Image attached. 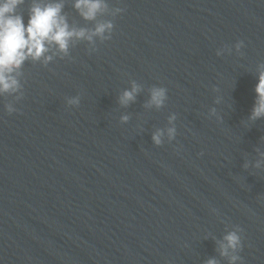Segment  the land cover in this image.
Instances as JSON below:
<instances>
[{"label": "water", "instance_id": "water-1", "mask_svg": "<svg viewBox=\"0 0 264 264\" xmlns=\"http://www.w3.org/2000/svg\"><path fill=\"white\" fill-rule=\"evenodd\" d=\"M56 3L70 29L111 22V38H72L67 53L46 42L10 74L19 89L0 93V177L150 183L264 203V117L250 119L264 0H103L93 20L76 0H23L15 13L27 26L33 5ZM134 83V100L121 104ZM153 87L167 89L161 107L150 104Z\"/></svg>", "mask_w": 264, "mask_h": 264}, {"label": "clouds", "instance_id": "clouds-1", "mask_svg": "<svg viewBox=\"0 0 264 264\" xmlns=\"http://www.w3.org/2000/svg\"><path fill=\"white\" fill-rule=\"evenodd\" d=\"M23 3V0H3L0 2V93L16 92L19 89L18 81L10 75L14 69H18L22 63L32 57L34 60L39 59L47 51L46 42L55 43L61 52L67 53L69 41L72 38L87 39L92 41L93 36H101L106 30L111 32L113 25L111 22L98 24L95 30L89 33L85 29L69 28L64 16L61 15L62 4H49L41 7L33 5L27 26L23 22V17L15 13L16 7ZM80 11V14L88 20L95 19L98 12L107 6L103 0H76L74 5ZM121 11V9H117ZM110 39L111 36L103 37ZM243 41H239L236 45L239 49ZM51 57H46L50 60ZM139 91V87L134 83L131 91H124L120 97L121 104H128L134 100L135 93ZM257 99L252 109L250 119L256 120L264 117V65L261 66L259 72L258 83L255 87ZM167 89L164 87H153L151 89L150 104L161 107L167 98ZM70 105H78L79 98L69 100ZM7 111L11 114L14 109L9 105ZM213 113L215 110H212ZM122 121L126 122L128 116H123ZM175 117H170V120ZM169 140L175 139L176 129L174 127L167 130ZM163 132L158 130L153 134L152 140L157 146H161ZM264 156V154H262ZM260 166V161L257 162ZM247 167V165H245ZM242 229L228 232L224 236V241L220 242L221 255H229V250L236 253L242 250V240L239 232ZM242 258L239 255L230 257V264H235L237 260ZM206 264H217L215 259H209Z\"/></svg>", "mask_w": 264, "mask_h": 264}]
</instances>
